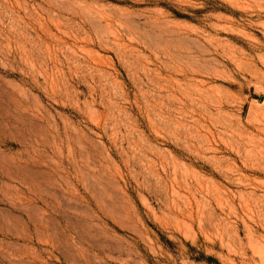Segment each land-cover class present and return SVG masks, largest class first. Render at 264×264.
<instances>
[{
    "label": "rangeland",
    "instance_id": "374dc122",
    "mask_svg": "<svg viewBox=\"0 0 264 264\" xmlns=\"http://www.w3.org/2000/svg\"><path fill=\"white\" fill-rule=\"evenodd\" d=\"M0 264H264V0H0Z\"/></svg>",
    "mask_w": 264,
    "mask_h": 264
},
{
    "label": "bare ground",
    "instance_id": "6f19581e",
    "mask_svg": "<svg viewBox=\"0 0 264 264\" xmlns=\"http://www.w3.org/2000/svg\"><path fill=\"white\" fill-rule=\"evenodd\" d=\"M21 164V163H20ZM22 174V173H21ZM23 176V175H22ZM24 177V176H23Z\"/></svg>",
    "mask_w": 264,
    "mask_h": 264
}]
</instances>
